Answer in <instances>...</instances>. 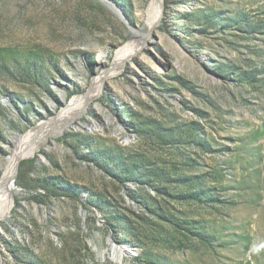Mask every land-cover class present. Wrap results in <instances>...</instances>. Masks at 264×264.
<instances>
[{"label": "rangeland", "instance_id": "1", "mask_svg": "<svg viewBox=\"0 0 264 264\" xmlns=\"http://www.w3.org/2000/svg\"><path fill=\"white\" fill-rule=\"evenodd\" d=\"M111 2L0 0V264H264V0Z\"/></svg>", "mask_w": 264, "mask_h": 264}, {"label": "bare ground", "instance_id": "2", "mask_svg": "<svg viewBox=\"0 0 264 264\" xmlns=\"http://www.w3.org/2000/svg\"><path fill=\"white\" fill-rule=\"evenodd\" d=\"M163 1L164 0H151L150 10H149L150 11L149 12V22H150L149 24L154 25L158 22L159 16L163 10ZM127 51H128L127 46L118 50L116 58H115V66L117 64L121 63V61L126 56L125 54ZM131 52H132V50H131ZM106 75H107V73H103L98 78L99 80L97 79V81L93 82L92 89L90 90L92 93L91 92H90V94L88 93L87 96L83 98V101L90 100V98H92L95 95L94 93L99 92L100 82L103 80V78ZM74 101L75 100L72 101V103H71L72 105H73ZM62 114H64V112H62ZM50 124H52V123H50ZM39 127H41V125ZM35 129H37V128H35ZM34 130L31 131L29 133V135L32 132H34ZM27 142H29V141L27 140ZM36 145L38 146V144H35V145L29 144L28 145V143H27L23 147H17L10 154L8 159L5 161L3 175H2L1 180H0V221L6 219L10 215L11 210L14 206V197H15V194L18 191V189H15V187L12 184V181L15 177L17 165L23 158H27L35 152L34 150L37 149ZM115 249L117 250V248H115ZM119 250H121V249H119ZM117 262L119 264H121V260L119 261V257H118Z\"/></svg>", "mask_w": 264, "mask_h": 264}, {"label": "trees", "instance_id": "3", "mask_svg": "<svg viewBox=\"0 0 264 264\" xmlns=\"http://www.w3.org/2000/svg\"><path fill=\"white\" fill-rule=\"evenodd\" d=\"M40 74H41L40 69H37V68H34V67L32 69V67H31V69L29 68L28 71L24 74V76H25V79H32V80L38 81V79L40 78V76H39ZM84 140L85 139L82 137L81 138V143L82 144H84ZM115 150L117 151V149H115ZM94 152H95L94 155L97 156V158L99 160H107L108 162L114 163V165L116 164V160H114V157H112V155L110 156V151L109 150H105V152H102L100 150L94 151ZM118 162H119V155H118ZM122 170H123V172H125L126 174H128L127 175V179H131L132 178L131 177V174L132 173L130 171H128V169L125 168V169H122ZM137 180L141 184H145L148 187H153L154 188V187L157 186L158 183H161L162 182V177H160V176H157L155 178L152 177L151 179H147L145 181H141L140 179L137 178ZM182 181H185V180H182ZM200 194L201 193L199 192V193L192 194L191 196H194L196 198H199V195ZM108 220L115 221V222H118V223H121L122 222L124 224H129V219L126 218L125 215H123V214L118 215V216L111 215ZM130 224H131V222H130Z\"/></svg>", "mask_w": 264, "mask_h": 264}, {"label": "water", "instance_id": "4", "mask_svg": "<svg viewBox=\"0 0 264 264\" xmlns=\"http://www.w3.org/2000/svg\"><path fill=\"white\" fill-rule=\"evenodd\" d=\"M102 4H104L105 6H107L111 11H113L114 14L118 15L119 17H124V15L122 14V9L117 7L116 5H114L111 0H99ZM17 137H19L18 135H14L13 139L14 141L17 139ZM17 169H18V165L16 168V172H15V177L12 181L13 186L15 187L14 183H15V179H16V174H17ZM115 247H117V250L121 249L123 252H126L127 254H130V250L129 248H126L122 243L116 241ZM113 251V250H111ZM133 251H135L133 249ZM105 252H102L101 255L103 256ZM110 260L113 261V258L110 257Z\"/></svg>", "mask_w": 264, "mask_h": 264}]
</instances>
